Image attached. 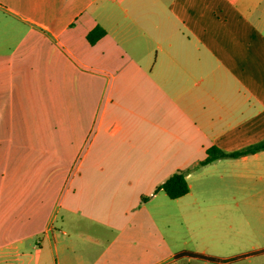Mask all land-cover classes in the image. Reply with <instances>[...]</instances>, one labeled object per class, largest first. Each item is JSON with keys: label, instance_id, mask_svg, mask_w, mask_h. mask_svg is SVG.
<instances>
[{"label": "crops", "instance_id": "crops-1", "mask_svg": "<svg viewBox=\"0 0 264 264\" xmlns=\"http://www.w3.org/2000/svg\"><path fill=\"white\" fill-rule=\"evenodd\" d=\"M259 2L0 0V264H264Z\"/></svg>", "mask_w": 264, "mask_h": 264}, {"label": "trees", "instance_id": "trees-1", "mask_svg": "<svg viewBox=\"0 0 264 264\" xmlns=\"http://www.w3.org/2000/svg\"><path fill=\"white\" fill-rule=\"evenodd\" d=\"M105 34V31L97 27L95 30H93L91 33L88 35V40L94 44L97 42L98 39H100L103 35ZM264 150V141L260 142L258 144H255L253 146H250L244 150L227 154L222 151H217V150H211L208 152L207 158L201 162V165H206L209 164L217 159L220 158H226V157H240L243 155L251 154V153H256L259 151ZM158 190H163L169 198L171 199H178L181 197H184L187 195L190 191V187L186 178V173L183 172H177L174 175H172L164 184H162ZM244 257V256H243ZM204 259H209L211 261H218L210 257H203Z\"/></svg>", "mask_w": 264, "mask_h": 264}, {"label": "rangeland", "instance_id": "rangeland-1", "mask_svg": "<svg viewBox=\"0 0 264 264\" xmlns=\"http://www.w3.org/2000/svg\"><path fill=\"white\" fill-rule=\"evenodd\" d=\"M241 17L243 24L250 25L245 44H264V0L252 9L243 10Z\"/></svg>", "mask_w": 264, "mask_h": 264}]
</instances>
